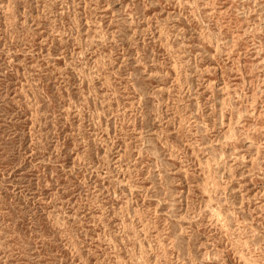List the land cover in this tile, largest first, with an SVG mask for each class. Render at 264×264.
<instances>
[{
	"label": "rangeland",
	"instance_id": "obj_1",
	"mask_svg": "<svg viewBox=\"0 0 264 264\" xmlns=\"http://www.w3.org/2000/svg\"><path fill=\"white\" fill-rule=\"evenodd\" d=\"M0 264H264V0H0Z\"/></svg>",
	"mask_w": 264,
	"mask_h": 264
}]
</instances>
